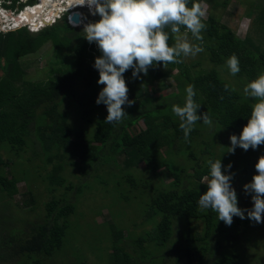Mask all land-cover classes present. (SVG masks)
<instances>
[{
  "label": "trees",
  "instance_id": "obj_1",
  "mask_svg": "<svg viewBox=\"0 0 264 264\" xmlns=\"http://www.w3.org/2000/svg\"><path fill=\"white\" fill-rule=\"evenodd\" d=\"M4 1L6 9H20L21 0ZM204 1L188 0L187 6H203ZM51 6L58 8L56 2L49 3L33 26L52 21ZM61 7L59 11L75 10L81 1L68 0ZM25 13L20 17L23 25L28 24ZM253 18L256 39L251 34L241 39L205 15L202 41L189 33L193 45L203 48L200 59L188 63L182 55L166 69L160 62L135 80L132 70L127 71L128 99L135 103L123 106L127 115L118 124L104 122L107 107L96 104L104 87L93 67L100 52L83 38V27H71L64 16L38 32L28 27L0 30V260L52 264L46 261L49 255L55 261L61 257V264H87V250L95 245L81 238L91 229L98 234L94 244L110 241L108 264H247L241 247L253 240L242 234L249 219L234 217L227 226L211 209L201 210L198 200L207 191L202 180L209 175V159H220L222 171L233 165L225 171L235 174L233 186L241 170L256 172L264 155V145L228 153L230 136L242 132L254 103L243 89L264 72L261 8L253 11ZM46 45L53 48L52 69L45 79H30L22 60ZM232 54L241 69L232 75L234 81L224 77L230 73L226 60ZM189 84L201 106L197 114L208 112L212 124L197 121L186 140L172 105L183 106ZM167 88L175 89L168 96L152 97ZM79 117L88 128L78 126ZM140 121L144 129L137 127ZM40 182L51 194L46 213L34 221L25 213L13 215L17 194L22 195V210L29 207L31 213L38 207L34 186ZM20 183L26 184L23 193ZM200 220L205 227L198 232Z\"/></svg>",
  "mask_w": 264,
  "mask_h": 264
},
{
  "label": "clouds",
  "instance_id": "obj_2",
  "mask_svg": "<svg viewBox=\"0 0 264 264\" xmlns=\"http://www.w3.org/2000/svg\"><path fill=\"white\" fill-rule=\"evenodd\" d=\"M59 1L55 2L59 3ZM70 1H81V7L75 10L65 7L66 11L61 12L52 22H48L51 25L39 27L28 23L21 28H13L16 26L14 24L10 30L5 29L7 20L1 16L4 14L0 12L2 23L0 30L10 32L28 27L31 32H38L52 26L64 16L67 17L71 27H83V38L89 44L95 43L100 52L93 67L99 72L98 84L104 87L98 94L96 104L107 107L108 115L104 121L106 123H120L127 115L123 106L131 107L135 103L128 99L129 88L124 77L127 71L131 69L132 78L139 79L141 73L146 76L149 69L160 62H163V67L166 69L169 63L180 62L177 58L182 55L195 56L203 51L202 47L189 42V33L197 40L203 39L200 33L205 25L201 22V18L205 16V11L200 3H193L189 8L188 0ZM41 4L34 6L28 4L27 10H22L16 18ZM62 4L67 6V2ZM0 6L1 11L8 12L2 3ZM50 8L53 10L52 14L59 12L60 9L58 7L54 10L52 6ZM14 12L11 11V14ZM73 13L80 15V26H74L69 21ZM84 13H91L93 16H99L100 19L84 24ZM182 26L185 28L183 32ZM166 28H170V32L166 31ZM170 36L174 40L172 46H169ZM226 66L233 76L241 71L239 59L235 54L227 58ZM225 90H228L227 85ZM185 91L186 98L183 106L172 105V112L180 118L179 127L187 140L197 121L202 120L203 124L211 126L212 119L208 112L202 115L197 114L201 106L194 101L196 95L194 85L189 84ZM243 92L254 103L250 118L242 132L239 136L235 134L230 136L231 147L228 148V153L231 154H235L237 147L248 151L250 148L256 150L264 145V72L259 73L256 79L247 83ZM207 164L210 169L209 175L203 178L207 191L200 195L198 207L201 210L211 209L217 214L218 221H223L227 226L232 225L234 217L264 223V155L258 158L255 165L257 174L252 177L250 183L243 186L245 194L251 196L253 207L250 209L238 207L237 192L231 183L235 174H225V171L230 172L233 165L228 164L222 171L220 159L214 161L209 159Z\"/></svg>",
  "mask_w": 264,
  "mask_h": 264
},
{
  "label": "rangeland",
  "instance_id": "obj_3",
  "mask_svg": "<svg viewBox=\"0 0 264 264\" xmlns=\"http://www.w3.org/2000/svg\"><path fill=\"white\" fill-rule=\"evenodd\" d=\"M30 0H21V4H19L20 9H17L14 13L11 14V10H8L10 17L14 16L17 17L16 15L22 12V7L23 5L27 6L32 5ZM54 2L57 0H53ZM37 4H42L36 8L29 9L26 11L25 16L28 15V20H30L33 16H38L39 12L43 10L49 3L52 2V0H37ZM2 6L5 7V1H1ZM216 3H219L217 6ZM225 3H227L225 5ZM12 4V3H9ZM257 6V7H256ZM256 7V8H255ZM261 8L263 14H264V0H205L203 3V10L205 11V15L208 16H213L217 21H220L221 24H225L230 27V29L241 39H244L247 34H251L253 38L256 39V35L253 33H256V28L254 25V18L252 19V13L253 11L255 12ZM26 7L24 8V10ZM27 10V9H26ZM1 13H5L4 11H1ZM257 13V12H256ZM1 16L4 19H7L6 16L2 15ZM59 16V15H58ZM57 16V17H58ZM84 24H87L89 22H93V20L97 16H93L91 13H84ZM56 17V18H57ZM30 18V19H29ZM12 20V17L10 18ZM55 19V17L52 18V21ZM27 20V21H28ZM19 21V23L17 22ZM29 22V21H28ZM23 23L21 20H14V21H8L6 22L5 29L7 28L10 30V28L13 27L15 24L16 28L18 25ZM21 26V25H20ZM13 27V28H15ZM191 35L189 34V42L193 44L194 40L191 39ZM195 44V42H194ZM199 53L196 54L195 56L189 55L185 57L186 61L188 63L192 61H196L200 59ZM24 68L26 69V72L28 74L27 77L30 79H35V80H42L45 79L46 76L49 74L50 70L52 69V63H54L53 59V48L51 45H46L44 46L38 53L31 55L27 58H24L22 60ZM224 77L228 80L234 81L232 74L231 73H224ZM158 84V83H157ZM157 86V85H156ZM175 88H167L165 90H160L158 93L154 94L152 97L153 98H159V97H165L173 93ZM65 105L62 106V109L64 108ZM96 111V109H94ZM94 112V111H93ZM96 113V112H95ZM95 115V114H94ZM91 115H88L87 118H91ZM78 126L83 127V128H88L86 119H82L79 117L78 119ZM138 128L144 129L145 128V123L143 121H140L138 123ZM3 157L6 159L7 156L3 155ZM145 166V163L142 162L140 163L139 167L143 168ZM242 169V168H241ZM257 173L253 171H245L241 170L239 173L238 178L236 179V182L234 183L233 187L235 188L237 192V197H238V207L241 209H250L253 207L251 196L246 195L243 186L247 183H250L252 180V177L256 175ZM10 176V175H9ZM202 182L206 183L204 180ZM47 184L40 182L39 184L34 186L35 193L39 197L38 201V207L32 211L31 213L29 212V207H27L25 210H22L21 207L23 204L21 203L22 195L17 194L13 200V206L11 208V212L13 215H17V217L22 216L23 213H25L23 216L28 215V220L34 221L36 218H40L46 213V203L51 200V194L49 191L46 189ZM19 188L21 193H23L26 190V184L25 183H20ZM56 194H59V192H56ZM86 209L89 208L85 204L83 205ZM87 217L89 216L88 211H86ZM245 216H247V213H245ZM247 219V218H246ZM99 220H102L99 219ZM248 225L244 226L242 234L247 237H252L253 240L251 243L248 244V247L246 245L241 247V253L244 255L246 258L245 261L247 264H264V223H255L251 220L248 221ZM205 227L204 221H198V232L203 231ZM105 228H108L105 227ZM106 230V229H105ZM88 231L87 235L84 234V236L81 238L85 242L87 240L88 243H93L95 245L92 247V250H87V264H108V251L109 247L111 246L110 241H105L104 243H95L93 241L95 238H98V234L94 232L93 230H86ZM108 232V231H107ZM82 235L81 233H79ZM93 234V236H92ZM91 236V237H90ZM244 241L242 242V244ZM81 247V245H80ZM87 247V246H86ZM248 254V256L246 255ZM46 261L51 262L52 264H61V257L57 258L55 261L54 258L50 257L49 255L45 256ZM0 264H12L11 261H3L0 260Z\"/></svg>",
  "mask_w": 264,
  "mask_h": 264
},
{
  "label": "bare ground",
  "instance_id": "obj_4",
  "mask_svg": "<svg viewBox=\"0 0 264 264\" xmlns=\"http://www.w3.org/2000/svg\"><path fill=\"white\" fill-rule=\"evenodd\" d=\"M52 1H53V0H52ZM61 2H62V1L60 0L59 3H58V2H56V3L58 4L57 7H59V8L62 9V7H61V6H62V3H61ZM0 5H1V2H0ZM47 6H49V5H47ZM47 6H46V7H47ZM46 7H45V8H46ZM0 8H1V6H0ZM33 8H34V7H33ZM31 9H32V8H31ZM43 9H44V8H43ZM61 12H63V11L56 12L55 15H54L53 17L56 18ZM4 15H5L6 18H7L6 20H8V21H10V22L16 20L15 17H12V20H11V19H10L11 17H10L7 13H4ZM23 15H24V14H23ZM23 15H22V16H23ZM16 16H17V15H16ZM22 16H20V17H22ZM29 19H30V18H29ZM34 19H35V17L33 16L30 20H28V15H27V20H28L29 22H28L27 20H25V23H31L32 25H34L35 23H37ZM17 22L19 23V21H17ZM51 22H52V21H51ZM20 25H21V26H20ZM20 25H18L17 28H21L22 26H24L23 23H21ZM15 28H16V27H15Z\"/></svg>",
  "mask_w": 264,
  "mask_h": 264
},
{
  "label": "water",
  "instance_id": "obj_5",
  "mask_svg": "<svg viewBox=\"0 0 264 264\" xmlns=\"http://www.w3.org/2000/svg\"><path fill=\"white\" fill-rule=\"evenodd\" d=\"M17 20H21L20 17L16 18ZM69 21L71 22L72 25L74 26H80L81 24V19H80V15L78 13H73L70 18ZM45 25H51V23H46Z\"/></svg>",
  "mask_w": 264,
  "mask_h": 264
},
{
  "label": "built area",
  "instance_id": "obj_6",
  "mask_svg": "<svg viewBox=\"0 0 264 264\" xmlns=\"http://www.w3.org/2000/svg\"><path fill=\"white\" fill-rule=\"evenodd\" d=\"M1 1H2V0H0V2H1ZM61 1L64 3V2H67L68 0H61ZM2 4H3V3H2Z\"/></svg>",
  "mask_w": 264,
  "mask_h": 264
}]
</instances>
